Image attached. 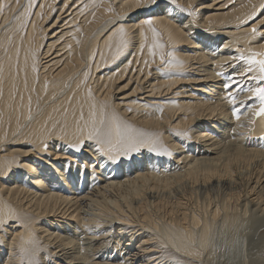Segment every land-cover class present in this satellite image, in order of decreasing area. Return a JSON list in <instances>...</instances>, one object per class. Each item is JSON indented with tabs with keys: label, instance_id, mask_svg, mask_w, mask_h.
Returning a JSON list of instances; mask_svg holds the SVG:
<instances>
[{
	"label": "bare ground",
	"instance_id": "6f19581e",
	"mask_svg": "<svg viewBox=\"0 0 264 264\" xmlns=\"http://www.w3.org/2000/svg\"><path fill=\"white\" fill-rule=\"evenodd\" d=\"M260 3L177 0L178 8L169 0H157L151 7L137 0H37L29 18L21 10L27 0L19 6L15 0H0L10 6L0 13V214L6 217V227L0 229V264H30L37 248L43 264H138L140 254L151 252L153 245L200 260L212 228L217 230L209 220L240 202L243 191L227 194L223 203L217 197L222 206L214 210L205 200L208 207L203 204L200 213L189 215L182 198L169 205L166 193L175 181L167 170L175 164L189 168L171 178L176 176L182 186L184 179L200 180L206 190L237 188L240 169L258 161L253 172L249 169L246 195L250 203L264 205V118L253 115L259 100L247 93L257 86L252 76L258 68L244 77L237 70L247 64L232 59L264 51L251 38L250 25L241 22ZM190 4L197 8L195 16L181 11ZM150 17L166 59L175 51L183 67L161 65L160 49L152 61L153 32L144 23ZM261 17L264 12L257 19ZM119 24L126 28L129 46L117 57L120 37H107ZM233 76L243 89H232L241 110L239 122L223 88ZM116 117L154 138L171 155L142 149L131 158L117 157V163L95 156L87 143L80 152L66 145L79 135L77 126L88 123L86 133L95 120L103 131L114 127ZM250 137L256 145L249 148ZM88 185L96 190L89 186L87 193ZM159 188L168 191L160 195ZM230 212L224 225L234 222Z\"/></svg>",
	"mask_w": 264,
	"mask_h": 264
},
{
	"label": "snow or ice",
	"instance_id": "6c2138e0",
	"mask_svg": "<svg viewBox=\"0 0 264 264\" xmlns=\"http://www.w3.org/2000/svg\"><path fill=\"white\" fill-rule=\"evenodd\" d=\"M138 4H146L148 7L157 3V0H137ZM169 2L176 7H180L177 4V0H169ZM17 6L20 5V0H15ZM249 4H251V0H249ZM37 6V0H27V5L22 7V12L27 17H31L33 7ZM67 7V4L63 5ZM226 6V5H225ZM10 7L8 4H0V13H3L5 8ZM86 7V6H85ZM243 7V5H242ZM259 8L260 12H257L256 9ZM197 8L195 5L190 4L187 7L181 9V11L187 13L188 16H195ZM264 12V0H261L259 5L253 6L251 12L247 13L242 18V23L250 25L248 28L250 29L251 38L257 39L260 41V46L264 47V40L261 38L264 37V30L261 29V26L264 25V17H260V13ZM95 19V17H93ZM108 23H112V21H108ZM148 25L149 28L152 29L153 32V43L151 48L149 49V54L152 57V61L154 62L157 55V49H160L159 61L161 65H167L168 68L173 67H183V63L176 58V52L172 51L167 53V56L170 59H166V54L164 52L165 45L160 43L159 37L160 33L153 27V18H148L144 21ZM23 28V24L21 25ZM119 35V44L116 47V56L119 57L122 51L126 50L129 46V42L125 39L127 36L126 28L122 25H116V29L110 33L107 39L111 40L114 35ZM145 42L147 41V36H144ZM146 44L140 45V52L143 53ZM111 51V48H109ZM264 51L260 52H252L250 56H245L244 54H240L239 56H233V60L244 61L247 64V68L238 69L237 72L239 75L247 77L250 73L256 71L258 68V75L252 76L253 80H256L257 86L252 88L249 87L247 89V93L251 97H255L259 100V108L256 109L255 106L252 108V113L255 117L264 118ZM129 65L131 64V60L127 62ZM145 64L149 63L148 61H144ZM218 75H224L223 73L218 72ZM127 84L122 85L121 87H126ZM236 88L237 91H242L241 81L237 80L234 76L230 77V79L223 84V88L225 90L226 99L232 104L230 109L233 117L237 122L241 119V110L236 106V94L232 91L233 88ZM126 95H130V93H126ZM139 102V101H137ZM131 111V109H128ZM163 110L161 109V112ZM81 121H84L83 114L80 117ZM91 127L85 133V127H88V123L84 124V127L77 126V132L79 135L74 138L72 141H68L66 144L72 151L80 152L85 149V145L87 143L88 149L95 156L99 158L108 159L110 162H119L117 157H128L131 158L133 153H140L142 149L147 150L151 153H154L158 156L162 155H171V153L166 148H161L158 142L148 136L147 134L140 132L139 130L133 128L131 125H127L120 121L118 117L115 118V125L112 128H105L103 131L96 128L95 120H90ZM250 123H255L254 120L250 121ZM235 131L234 129L232 130ZM177 136L185 135L188 139H190L189 133H176ZM61 139H66L64 134L61 135ZM45 151H47V143L42 145ZM93 168H96L97 165L92 164ZM10 215V214H9ZM6 227V217L3 214H0V229H4ZM23 239L21 243L23 244ZM34 243V242H32ZM153 247H157V245H153ZM151 250V249H149ZM23 252L24 249H21ZM159 255V254H158ZM33 256L36 259L32 260L30 264H43V262L39 259V249L33 250ZM149 259H154L150 257ZM48 264H51V261H48ZM157 264H164L162 261H157Z\"/></svg>",
	"mask_w": 264,
	"mask_h": 264
},
{
	"label": "rangeland",
	"instance_id": "374dc122",
	"mask_svg": "<svg viewBox=\"0 0 264 264\" xmlns=\"http://www.w3.org/2000/svg\"><path fill=\"white\" fill-rule=\"evenodd\" d=\"M218 8V6H216L215 8H214V10H216ZM247 141H249L248 142V146H249V148H250V146L251 147H254L256 144L254 143V142H252V140H251V137L247 140ZM231 143V142H230ZM229 142H228V144H230ZM232 144V143H231ZM249 144H251V145H249ZM254 144V146H252ZM246 145V146H247ZM245 146V145H244ZM245 146V147H246ZM248 146H247V148H248ZM232 148V147H231ZM195 154H197V153H195ZM60 163H62V161H59ZM192 162H194V161H192ZM191 162V163H192ZM257 163H255V162H253V163H255L254 165H255V167L259 164V162L258 161H256ZM50 164H55L54 162H49ZM257 164V165H256ZM254 165L253 164H251V167L249 168L250 170H251V172H253V170L255 169V167H254ZM177 166V167H176ZM176 167V169H174ZM180 167V168H179ZM187 167V166H186ZM186 167H185V169H186ZM191 167V166H190ZM189 168V166L187 167V169ZM252 168V169H251ZM172 169L173 170H170V172H169V170H167V177H168V175L170 174H172V176H173V173L175 174V173H177V174H175V175H177V177H179L180 176V174H181V172H182V169H183V172H182V174L181 175H184V173H185V169H184V165H177V164H175V166L174 167H172ZM179 169H181V170H179ZM245 170V169H240L241 171H239V175H237V176H239V181H238V186H237V188H236V186H234V187H232V188H227V189H222V188H220L219 186H208V189L206 188V190H204L202 187H201V184H200V180L198 181V182H196V183H194V182H190V180L189 181H187L186 179H184V181H185V183H182L183 184V186L182 185H180V183L181 182H178L177 180H176V176L175 177H173V178H171L170 176V179H173L172 180V182L173 181H175L174 183H173V188H172V186H171V188L172 189H168V190H170V191H168V190H162L161 188H159V191H157V194H158V192H159V194L160 195H163L164 193H166L167 191H168V193H166L168 196H170V202L171 203H169V205H172L174 202L176 203V202H178V199H181L183 202H184V204L186 205V209H187V213L189 214V215H191L192 213H200V210H202L201 208L203 207V204H205L204 206H206V207H208L207 205H209L208 203L210 202H212L213 203V207L211 206L212 205V203L210 204V209H211V207H212V210H214L217 206H222V204H220L219 202L221 201V203H223V201H225V200H223L222 198H226V196H227V194H229V193H231V192H242L241 194H242V199L241 200H239L240 202H238L237 204H236V202H235V204H234V202H233V204L228 208V212L227 211H225V210H223V208H222V212H221V216H223V218L221 217L220 218V215L218 216V219L216 220V219H214V220H209V221H211V224H212V226L214 227V228H216L217 230H215V231H217L216 232V234L218 233V235H216L215 236V234L213 233V232H215L214 230H213V228H212V231L210 232V241L212 242H215L214 243V245L216 246V248H215V246L214 245H212V247L211 246H209L210 245V241L208 242V246H206V248H208V249H206L205 248V250L203 251V253H202V256H200V260H198L199 258H197V259H193L192 260V258H190L189 259V256H185L184 257V255L185 254H183L182 255V253H180V252H177L176 250L174 251V250H169L168 249V252L166 251V249H164V248H158V247H150V249L152 250H150L151 252H149V253H142L143 255H141L140 254V257H139V259H138V264H157V261H162V262H164V264H186L187 263V261H189V260H191V264H264V212H262V211H264V205H258V204H252V203H250L249 202V198L247 197V193L246 192H249V186H248V177H247V175L249 176V175H251V173L249 172L250 170ZM177 170V171H176ZM185 170V171H184ZM244 170V171H243ZM180 171V172H179ZM241 172V173H240ZM169 173V174H168ZM246 173V175H245V178L244 177H242V175L244 176V174ZM248 173V174H247ZM250 173V174H249ZM240 174H242L241 176H240ZM179 175V176H178ZM118 176V175H117ZM128 176H130V175H128ZM110 177V176H109ZM168 177V178H169ZM181 177V176H180ZM128 179H127V181L130 179V182H132L131 181V177H127ZM126 179V178H125ZM123 180V181H126V180ZM175 179V180H174ZM183 181V182H184ZM186 182H187V184H186ZM188 182H190V183H188ZM175 183H178V184H175ZM193 183V184H192ZM184 184H186V185H184ZM197 184V185H196ZM125 185H128V184H125ZM175 185H179V186H175ZM193 185V186H192ZM89 186H90V190L92 189L93 191H95L96 190V186L93 188L91 185H88L87 187H85V191H86V188H87V193L89 192V193H91V191H89ZM129 186V185H128ZM186 186H188L187 188H186ZM174 187H175V189H174ZM184 187V188H183ZM193 187V188H192ZM217 187L219 188V189H217ZM181 188H182V190H184V192L186 193V191H187V193L184 195V192H181ZM214 188V189H213ZM180 189V190H179ZM186 189V190H185ZM197 189V190H196ZM97 190H98V188H97ZM177 190V192H175ZM179 190V191H178ZM194 190H196V193H194L193 191ZM216 190V191H215ZM163 191H164V193H163ZM172 191V192H171ZM213 193H211V192ZM219 191V192H218ZM169 192H171L170 194H169ZM205 192H207V193H205ZM221 192V193H220ZM222 192H224V193H222ZM179 193V194H178ZM182 193V194H181ZM211 193V194H210ZM215 193V194H214ZM244 193V194H243ZM112 194H114V193H112ZM157 194L155 195V197L157 196ZM176 195V198L174 197L175 195ZM223 194V195H222ZM247 194V195H246ZM90 195V194H89ZM114 195H117L116 193L114 194ZM172 195V196H171ZM177 195H179V196H177ZM216 195V196H215ZM218 195H220V196H218ZM225 195V196H224ZM167 196V197H168ZM185 196V197H184ZM248 196H250V195H248ZM177 197H178V199H177ZM212 197V198H211ZM220 198L221 200H219V199H217V201H219V202H217L216 200H214V199H216V198ZM111 198V197H110ZM175 198V199H174ZM184 198H188V200L187 199H184ZM209 198H211V199H209ZM224 198V199H225ZM245 198V199H244ZM209 199V200H208ZM205 200H207V201H209L208 203H205L206 201ZM216 201V203L214 202V201ZM205 201V202H204ZM90 202V201H89ZM241 203H242V205H241ZM246 205H245V204ZM248 203V204H247ZM217 204V205H216ZM240 207H239V206ZM254 205V206H253ZM237 207V208H233V207ZM242 206V207H241ZM250 207V209L249 208H247V207ZM257 206H258V208H257ZM242 209V211L243 210H245V211H243V212H241V213H244V212H248V210H249V213H244L245 215H243V214H241L240 213V209ZM245 207L247 208V210L245 209ZM236 209V210H235ZM263 209V210H262ZM239 210V211H238ZM225 211V212H224ZM231 211V212H230ZM233 211H234V213H233ZM236 211V212H235ZM229 213L230 212V214L231 213H233L234 215H232L233 216V218H234V222L232 223V224H226V225H224L223 223L225 222V218H226V216H225V214L227 215V213ZM251 212V213H250ZM224 213V214H223ZM236 213H237V215H238V217L241 219V221H239L240 219L237 217V215H236ZM224 216H225V218H224ZM245 216H247L246 218H245ZM208 217V216H207ZM243 219H242V218ZM253 217V218H252ZM164 218V217H163ZM222 220H224L223 222L220 220V219ZM244 218L246 219V220H244ZM218 220H220V223H219V221ZM236 220V221H235ZM244 220V221H243ZM259 221V222H258ZM245 222V223H244ZM249 222V223H248ZM235 223V224H234ZM238 223L240 224V225H238ZM217 224V225H216ZM221 224H223V225H221ZM234 224V225H233ZM242 224V225H241ZM245 224H248V225H245ZM220 225H221V227H220ZM217 226H218V228L220 229H218L217 228ZM228 226V227H227ZM223 227V228H222ZM223 229H226V230H223ZM236 229V230H235ZM233 230V232H231ZM244 230V231H243ZM219 231H220V233H219ZM224 231V232H223ZM227 231H228V233H227ZM248 231V232H247ZM256 233H257V235H256ZM222 234H223V236H222ZM215 236V238L216 237H218L219 239H216V241H215V238L213 239V237ZM222 236V237H221ZM221 237V238H220ZM240 237V238H239ZM223 239V240H222ZM236 239V240H235ZM239 242H238V241ZM243 240L245 241V242H243ZM220 241V242H219ZM224 241V242H223ZM229 241V242H228ZM212 242V243H213ZM223 242V243H222ZM232 242V243H231ZM126 243H128V242H125V244ZM219 243V244H218ZM225 243H228V244H225ZM244 244V245H243ZM217 246H219V248L217 247ZM211 247V248H210ZM154 248V249H153ZM157 248V249H156ZM159 249V250H158ZM163 249V250H162ZM209 249H212V250H209ZM217 249H219V250H217V252H216V250ZM154 250V251H153ZM157 250V251H156ZM214 250V251H213ZM172 251V252H171ZM210 251V252H209ZM139 252V251H138ZM153 252H156V253H153ZM207 252V253H206ZM254 252V253H253ZM150 253H152V254H150ZM164 253V255L162 256V254ZM210 253H211V255H212V257H213V255H214V259L210 256ZM145 254V255H144ZM147 254V255H146ZM149 254H150V256H149ZM154 254V255H153ZM159 254V255H158ZM168 254V255H167ZM261 254V255H260ZM152 255V256H151ZM180 255V256H179ZM206 255H208V257L206 256ZM256 255V256H255ZM143 256H145V257H143ZM147 256L150 258V257H153L154 259H149V258H147ZM176 256V257H175ZM142 257V258H141ZM159 257V258H158ZM163 257V258H162ZM204 258H205V261L206 262H204ZM162 259V260H161ZM182 259H184V260H182ZM185 259H187V260H185ZM261 259V260H260ZM150 260V261H149ZM194 260H196V261H194ZM184 261H185V263H184ZM200 261V262H199ZM150 262V263H149ZM179 262V263H178ZM188 264V263H187ZM190 264V263H189Z\"/></svg>",
	"mask_w": 264,
	"mask_h": 264
}]
</instances>
